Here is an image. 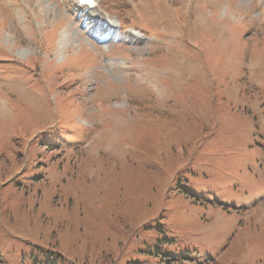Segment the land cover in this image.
Here are the masks:
<instances>
[{
  "label": "rangeland",
  "instance_id": "rangeland-1",
  "mask_svg": "<svg viewBox=\"0 0 264 264\" xmlns=\"http://www.w3.org/2000/svg\"><path fill=\"white\" fill-rule=\"evenodd\" d=\"M97 1L0 0V264H264V0Z\"/></svg>",
  "mask_w": 264,
  "mask_h": 264
},
{
  "label": "trees",
  "instance_id": "trees-1",
  "mask_svg": "<svg viewBox=\"0 0 264 264\" xmlns=\"http://www.w3.org/2000/svg\"><path fill=\"white\" fill-rule=\"evenodd\" d=\"M54 252H52L53 254ZM41 259L39 261V264H64L62 262H65L63 259V256L60 253H55L54 255H41ZM76 264V263H74Z\"/></svg>",
  "mask_w": 264,
  "mask_h": 264
}]
</instances>
